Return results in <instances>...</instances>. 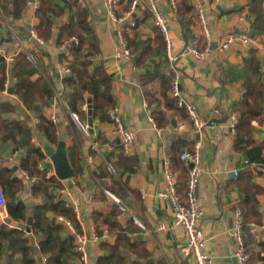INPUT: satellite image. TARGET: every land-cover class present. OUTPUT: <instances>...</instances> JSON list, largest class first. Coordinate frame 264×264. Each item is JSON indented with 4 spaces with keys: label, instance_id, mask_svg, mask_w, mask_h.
<instances>
[{
    "label": "crops",
    "instance_id": "0c3cea01",
    "mask_svg": "<svg viewBox=\"0 0 264 264\" xmlns=\"http://www.w3.org/2000/svg\"><path fill=\"white\" fill-rule=\"evenodd\" d=\"M55 1L62 8L54 16L51 37L47 41L43 40V44H39L31 37L32 26L37 22V18L31 10L26 11V13L23 12L22 16L15 21L17 30L11 29L20 42L13 38L11 33L9 37L5 36L4 32L9 29L3 30L4 25L0 20V35L3 37L0 42V55L14 56L20 49L30 52L32 58L35 57L42 69L48 68L50 70L48 75H50L52 82H54V72L53 69L51 70V66H55L59 62L57 54L63 51L62 47L57 46L55 41L58 25L75 18L73 8L64 3L63 0ZM67 1L69 4L76 1L88 9L91 36L97 42V51L93 55L94 63H102L106 71L112 74V91L116 99L118 115L123 125L135 133L132 150L125 154L129 159L126 165L134 167V170L131 172L114 171L112 166L107 163L112 168L110 171L114 173L124 188L121 204L123 203L125 212L118 216L119 221L122 224L126 223L127 215H131L134 224L139 228L137 232H132L144 239L146 249L153 255V259H159L164 264H195L193 257L180 249L185 238L180 229L172 223L171 202L159 197L157 193L166 187L164 166L166 163L170 165L168 157L170 145L179 142L192 143L195 139H199L202 172L196 187V197L204 209V215L200 221L206 239L204 251L213 264H237L236 259H234L236 244L232 235V226L235 218L234 210L238 205L240 195L235 179L238 172L247 163L244 152L234 148V131L230 126V115L233 103L241 95L242 82L248 75L244 65V57L248 48L245 50L241 44L237 43L225 51L216 49L215 57H213L210 48L203 58L185 54L183 49L189 44L197 46L198 37H202V43L197 48L203 49L206 44L209 47L212 43L217 45L232 33L248 35L251 21L246 16L248 0H198L203 9L207 37L203 35L202 24L197 19L196 13H194L193 23L190 25V33L184 32L180 24V17L176 14L175 2L172 5L169 0H136V12L133 17L137 23L138 38L142 41L153 38L155 33L150 5L154 4L166 17L170 33L175 38L173 54L177 57L175 65L179 73L181 96L185 101L196 104L203 119H205V126L200 133L193 130L186 115L183 117L171 111L169 114L173 116H170V123L162 127L156 126L155 121L150 119L152 116L138 83V76L143 72V68L136 67L132 59L114 57L116 50L121 48L117 32L123 28V25L108 17L102 0ZM131 1L119 0L116 7L117 16H122L128 10ZM262 8L264 10V1ZM1 17L3 16L0 13ZM250 44L256 48L261 81L264 85V32L255 38H251ZM40 49L46 51L47 54H44ZM71 59L72 55L68 53L67 57L61 61L69 63ZM158 60L157 56H152L150 66ZM3 62L5 66L10 64L6 58ZM161 69L164 72L171 70L169 64ZM41 74L43 75L44 72L42 71ZM37 75L35 74L33 77L35 78ZM7 78L13 79L9 75ZM56 82H58V86L61 85L59 84L60 78L56 77ZM10 98L15 101V108L11 112H6L4 116L6 118L26 117L28 123L34 127L35 124L30 119L36 115L25 109L23 102L17 95L8 92L0 94V100ZM67 113L57 99H52L45 109V115L48 117L50 114H54L63 127L69 126ZM172 119L176 121V126L171 124ZM260 119V121L255 119L251 122L254 127L253 140L257 144L262 143L264 145V111ZM72 123L75 128L82 132L73 118ZM94 123L97 124L94 133L86 137L84 135L79 145L82 173L77 178H72L73 186L71 188L65 184V181L60 180L63 187L56 190L58 197H62L70 206L77 208V219H79L78 222L84 233H89L91 227L96 230L93 221L94 212H106L113 205H117L104 193L105 189L102 188L101 191L100 185V188H96L99 180L94 176L93 171H98V167L103 164L104 158L95 151L90 152L93 150L90 146V140L94 136H101L104 142L100 143L101 145L97 144L98 149L101 153H109L112 160H115L119 150L121 151L120 145L109 119L94 121ZM84 124H87V118ZM35 135L34 131L32 140L36 141V144L40 145L42 149L44 141H39ZM180 138H183L184 141H179ZM71 140V137H68L67 146L72 142ZM19 151L21 150L17 149L10 139L4 141L0 138L1 166L4 161L7 164L18 166L17 157L15 160H10L8 157L14 152L18 154ZM89 154L92 155L90 160L87 158ZM39 165L46 169L47 176H51L52 163L46 155ZM249 167L252 171V181L260 188V192L256 194L259 222L253 223V231L250 229L251 235L247 237V242H249L251 251L259 252L261 256H264V146L261 161L251 163ZM16 170L13 175L22 177L23 181V187L18 191L17 196L28 206L41 203L42 195L33 196L30 181L23 174V170L19 168ZM174 171L177 176L180 174L179 169ZM104 180L108 181L107 179ZM112 194L120 200V196ZM2 211L6 215V219H10V226H18L25 231L27 222L12 220L7 214L6 207ZM133 216L142 226L134 220ZM56 220L61 222L57 218ZM161 220L166 222V228L157 230L156 225ZM0 222L6 223L5 220L1 219ZM66 231H68L67 228ZM25 233L31 243L35 245L36 239L32 231V238L28 232L25 231ZM103 238L112 243L114 235L107 234L104 230ZM100 241H90L88 244L90 264H95L97 256L106 254V251L99 247ZM225 259L227 260L225 261ZM74 264L77 263L74 262ZM256 264H260V262L258 261Z\"/></svg>",
    "mask_w": 264,
    "mask_h": 264
},
{
    "label": "trees",
    "instance_id": "16d2710c",
    "mask_svg": "<svg viewBox=\"0 0 264 264\" xmlns=\"http://www.w3.org/2000/svg\"><path fill=\"white\" fill-rule=\"evenodd\" d=\"M263 1L248 0L247 3L246 16L251 19L248 35L251 38L264 32ZM63 2L74 9L75 18L58 25V33L55 36L56 45L60 46L64 40H70L72 37L76 38V43L71 42L61 48L63 51L57 54L58 61L66 58L68 53L72 55L68 63L71 73L60 79V86L57 85L58 82H52L48 75L50 70L42 69L35 57L34 61H31L24 49L15 53L9 66H5V63L0 61V90L3 89V82L9 75L14 80L13 94L23 102L27 111L34 113L38 118L34 127L28 123L26 117L6 118L4 114L14 110L15 101L12 98L0 100V138L4 141L10 139L16 148L22 151V157L18 159V168L34 178L33 181L28 179L31 194L42 195L41 203L28 206L17 196L18 191L23 187V181L22 177L13 175L17 171L14 170V165L7 164L5 161L2 162V166L0 164V188L4 195L7 214L14 221L30 222L31 231L36 239L34 245L28 239L24 229L0 222V264H74L75 236L72 232L66 231L64 223L58 222L56 218L63 216L69 219L75 233L81 232L79 219L75 216L73 207L56 194V190L63 187L61 181L54 175L47 176L46 169L39 165L45 155L41 146L32 140V133L35 131L39 141L51 144L57 142L61 133L71 137L72 142L67 146V156L75 179L82 173L79 145L84 134L74 127L69 111L75 113L78 120L84 124L89 104H91L93 122L108 120L109 110L116 106L112 91L113 76L106 71L102 63L95 64L93 60V55L97 51V42L91 36L88 9L76 1L71 4L67 0ZM174 2L176 14L180 17L184 32L190 33V25L193 23L195 13L191 1L174 0ZM24 3L25 0H0V13L12 30H17L15 21L22 16ZM61 8L55 0H38V6L34 11L37 22L32 26V30L44 41L51 37L54 16L61 11ZM135 25L133 27L123 25V38L134 53L133 63L136 67L143 68V72L138 76V83L150 115L156 126L162 127L170 123V116H173L169 114L170 111L183 117L186 114L184 109L178 106L176 98L168 93L174 73L171 70L164 72L161 69L169 64L161 32L154 25L153 38L142 41L138 38L137 23ZM4 33L5 36H10L9 30ZM2 40L3 37L0 35V42ZM200 43H202V37H198L197 46ZM40 51L47 54L42 49ZM152 56H157L159 60L150 66ZM244 65L248 75L242 82L239 99L232 105V112H235L238 117L234 132V148L244 152L247 163L235 179L240 195L237 206L241 209L243 217L245 247L250 252L247 264H256L258 261L264 264V256H261L259 252L251 251L247 242V237L251 235V224L259 222L256 194L260 192V188L252 181L249 165L261 161L264 146L262 143L254 142V127L251 124L255 119L260 121L264 111V85L261 81L256 48L252 44L248 45ZM51 67L54 72L55 66ZM42 71L45 75L41 74ZM35 74L38 75L34 78ZM58 90L68 107L69 126L65 127L59 121L53 123L45 115L46 107L54 98L55 91ZM83 105H86V109ZM92 140L98 145L104 142L99 135L94 136ZM179 141L184 139L180 138ZM192 145L193 142H179L172 143L169 147L170 166L173 170H180L177 176L176 192L183 203L187 200V168L180 159V154L186 149H191ZM90 152L93 153L94 150ZM102 155L103 164L98 167V171H93L94 176L99 180L96 188L100 185L101 191L103 188L121 197L124 188L110 171L107 163L114 171L131 172L134 167L126 165L129 159L120 150L115 160L111 159L109 153H102ZM124 212L118 205H113L106 212L93 213L96 233L101 238L99 247L106 251V254L97 256L95 264H164L159 259H153V255L146 249L144 239L133 233L139 228L134 224L130 214L126 217V223L122 224L119 221L118 216ZM54 217L55 220H53ZM104 230L107 234L114 235L112 243L103 238ZM42 257L45 258L43 261H41Z\"/></svg>",
    "mask_w": 264,
    "mask_h": 264
},
{
    "label": "built area",
    "instance_id": "2783aa9c",
    "mask_svg": "<svg viewBox=\"0 0 264 264\" xmlns=\"http://www.w3.org/2000/svg\"><path fill=\"white\" fill-rule=\"evenodd\" d=\"M107 11L108 17L116 21L122 25H129L131 27L135 26V21L132 18L133 14L136 12V0H132L129 8L127 11L123 13L122 16H117L116 14V7L118 5L119 0H102ZM172 5H174V0H169ZM216 1V0H215ZM192 5L194 7L197 19L202 24L203 35L207 37V30L204 25V14L202 5L198 0H191ZM38 6V0H25L24 3V12H28L31 10L33 13ZM150 9L153 13L152 21L155 26L158 27L159 31L162 34L165 43V51L168 57L169 66L171 71H173V77L169 87V95L173 98H176L178 106L184 109L186 117L191 123L193 130L197 133H200L201 130L205 126V119H203L201 113L198 110V107L193 102H188L183 99L181 96L180 91V83H179V73L177 67L175 65L176 56L173 54V49L175 45V38L170 33V30L167 25V20L165 15L156 8L154 4L150 5ZM1 23L4 25L6 29L10 30V33L13 38L16 40L19 38L14 34L11 30L9 25L7 24L6 20L3 17L0 18ZM123 28L118 30V38L121 45L119 50H116L114 53V57H126L132 59L134 57V53L131 49L127 46L123 34ZM31 37L35 39L39 44H43L44 41L42 38L38 37L36 33L32 30ZM20 42V40H19ZM71 42L76 43V38L72 37L70 40H64L60 47L64 48L69 45ZM251 42V38L247 34H229L225 39L221 40L218 44L216 49L218 51H225L230 46L234 44H241L245 50H247L248 45ZM210 50L208 44L204 46L203 49H198L195 44L186 45L183 49V53L191 54L196 58H203L205 54ZM26 51V50H25ZM27 57L34 61L30 52L26 51ZM13 55L4 56V59L8 62L13 60ZM55 69H57L59 75L62 77L64 74L69 75L71 73L68 63L66 61H59L55 65ZM14 80L6 78L3 82V89L0 90V94H5L8 91V88L13 85ZM53 99H57L60 104L64 107L66 111H68V107L66 101H64L60 95L59 91H55V95ZM83 108L86 109V105H83ZM71 117L76 121L80 129L82 130L85 136H89L87 132V124H82L79 122L78 117L75 113L70 112ZM109 120L113 125V132L116 134L118 138V143L120 145V149L124 154H128L133 147L135 133L131 130L126 128L123 125V122L118 115L117 107L114 106L108 112ZM48 118L53 122L56 123L57 119L54 114H50ZM153 120L152 118H150ZM231 119V129L235 132V126L238 121L237 114L232 112L230 115ZM34 124L38 122V118L34 116L30 119ZM182 127V125H180ZM91 148L102 155L99 151L97 143L94 142L92 139L90 140ZM103 156V155H102ZM17 157V152L12 153L8 158L10 160H15ZM88 160L92 159V155L89 154L87 156ZM180 159L184 162L187 166V200L185 203L181 202L177 192H176V182H177V175L176 172L170 167L168 163L164 166V177L166 180V187L164 190L159 191L157 195L161 198L168 199L172 204V223L174 226H177L182 235L185 238L184 244L180 247L181 251L189 254L193 257L195 264H213L210 257H208L204 251L206 239L203 235L202 228L200 226V221L204 215V209L198 203L196 197V187L198 184V180L200 178L202 168H201V143L199 139H195L193 142V146L190 150H184L180 154ZM108 168L112 170L111 166L108 165ZM234 173H236L234 171ZM25 177L31 181L34 180L33 177H30L25 171H23ZM104 193L113 201L115 202L123 211H125L124 206H122L118 197L110 193L108 190H104ZM5 207V200L2 189L0 188V219L5 220L6 215L3 213V208ZM75 212V216L78 217V210L77 208H73ZM234 223L232 226V235L235 240V251L234 256L237 260V264H247L249 259V252L246 250L245 243H244V230H243V217L241 209L237 206L234 210ZM134 220L137 221L136 217ZM57 219L63 222L68 229V232H72L75 236V252H76V259L75 262L77 264H90L89 263V250L88 244L90 241H97L100 240V236L96 233L94 227L90 228L89 233H84L82 230L79 233H75V229L73 224L70 222L69 219L58 216ZM137 223L142 226L138 221ZM10 224V223H8ZM254 224H251L250 229L253 231ZM166 228V222L161 220L158 221L156 225L157 230H163ZM45 258L42 257L41 261Z\"/></svg>",
    "mask_w": 264,
    "mask_h": 264
},
{
    "label": "water",
    "instance_id": "95a60500",
    "mask_svg": "<svg viewBox=\"0 0 264 264\" xmlns=\"http://www.w3.org/2000/svg\"><path fill=\"white\" fill-rule=\"evenodd\" d=\"M249 20V19H248ZM30 28V27H29ZM3 30H6L4 27ZM74 44V42H72ZM216 43H212L210 45V48L212 49V55L215 57L216 54ZM0 60H4V56L0 55ZM153 61V60H152ZM66 74H64L62 77L59 75L57 69H54V76L53 80L56 82V77L62 79L65 77ZM14 91V87L11 86L8 88V93L12 94ZM171 124L173 126H176V121L174 119L171 120ZM97 128V124L93 122L92 119V109L91 104L87 106V132L89 135L94 133V130ZM67 139L68 136L65 133H61L58 136V140L55 143V145H50L46 141L42 143V151L44 154L50 159L52 163V174L55 177H57L59 180L65 181V184L71 188L73 186L72 178H73V169L69 163L68 156H67ZM22 152L19 151L17 154V158L20 159L22 157ZM244 159V157H243ZM44 164V163H43ZM18 169V166H14V170ZM55 220V217L53 218ZM6 223L10 222V219H5ZM25 231L30 234V237L32 238L31 234V228H30V222H28V225L25 227ZM236 259V258H234ZM227 259H225L226 261ZM237 261V260H236Z\"/></svg>",
    "mask_w": 264,
    "mask_h": 264
}]
</instances>
